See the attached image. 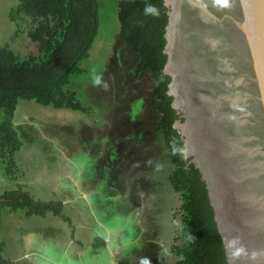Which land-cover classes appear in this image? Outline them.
I'll list each match as a JSON object with an SVG mask.
<instances>
[{
	"label": "rangeland",
	"instance_id": "1",
	"mask_svg": "<svg viewBox=\"0 0 264 264\" xmlns=\"http://www.w3.org/2000/svg\"><path fill=\"white\" fill-rule=\"evenodd\" d=\"M119 1L98 0V34L82 72L63 87L88 111L24 99L11 113L0 109V122L9 121L18 137L15 172L7 174L0 159V194L19 188L40 213L0 209L6 264H86L82 244L100 237L97 215L104 210L115 215L117 248L130 247L133 264L180 261L171 249L185 233L182 193L170 184L174 166L157 130L149 70L120 36ZM20 7L21 0H0V47L19 60L39 57L29 34L38 22ZM41 200L56 207L61 201L59 215ZM131 223L134 239L122 238Z\"/></svg>",
	"mask_w": 264,
	"mask_h": 264
},
{
	"label": "water",
	"instance_id": "2",
	"mask_svg": "<svg viewBox=\"0 0 264 264\" xmlns=\"http://www.w3.org/2000/svg\"><path fill=\"white\" fill-rule=\"evenodd\" d=\"M164 5L183 155L205 183L227 263L264 264V0Z\"/></svg>",
	"mask_w": 264,
	"mask_h": 264
},
{
	"label": "trees",
	"instance_id": "3",
	"mask_svg": "<svg viewBox=\"0 0 264 264\" xmlns=\"http://www.w3.org/2000/svg\"><path fill=\"white\" fill-rule=\"evenodd\" d=\"M115 8L121 38L141 57L140 67L149 70L157 130L174 166L169 175L170 184L182 193L185 233L182 242L174 244L171 251L180 258L178 264H228L205 183L199 170L185 159L184 140L174 127L180 119L172 107L173 97L168 94L171 77L163 71L167 61L163 49L168 21L164 0H121ZM20 10L38 22L37 29L29 34L39 43L42 55L19 60L12 51L0 47V109L11 113L18 100L24 99L55 108L88 111L90 108L76 101L74 93L63 87L71 74L82 72L80 64L88 57L98 34V0H21ZM17 144L18 137L11 123L0 122V159L7 174L15 172L11 155ZM34 203L19 188L0 194V209L31 208L33 212ZM39 204L57 216L62 202L58 201L59 208L42 200ZM34 213L40 214L38 209ZM2 250L0 241V264H6Z\"/></svg>",
	"mask_w": 264,
	"mask_h": 264
},
{
	"label": "crops",
	"instance_id": "4",
	"mask_svg": "<svg viewBox=\"0 0 264 264\" xmlns=\"http://www.w3.org/2000/svg\"><path fill=\"white\" fill-rule=\"evenodd\" d=\"M104 215H97L98 226L100 228V237L92 239L82 244L83 261L86 264H133L134 259L132 250L129 248L120 249L118 246V238L115 234L114 228L118 222L115 215H109L105 210ZM115 217V218H114ZM132 224V223H131ZM129 224L128 231L120 234L122 238L127 237V233L134 239L136 232L135 225ZM128 249V250H127Z\"/></svg>",
	"mask_w": 264,
	"mask_h": 264
},
{
	"label": "clouds",
	"instance_id": "5",
	"mask_svg": "<svg viewBox=\"0 0 264 264\" xmlns=\"http://www.w3.org/2000/svg\"><path fill=\"white\" fill-rule=\"evenodd\" d=\"M220 2L224 5L227 6L228 0H220ZM238 243V240H232L231 243L229 244V247H234ZM242 254L245 253V248L244 247H238L235 249V251L232 253L233 257H240Z\"/></svg>",
	"mask_w": 264,
	"mask_h": 264
}]
</instances>
